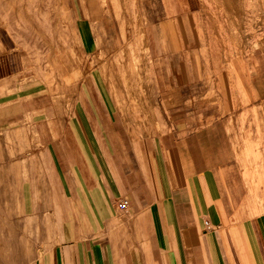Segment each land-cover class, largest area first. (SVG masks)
<instances>
[{
    "label": "crops",
    "instance_id": "obj_1",
    "mask_svg": "<svg viewBox=\"0 0 264 264\" xmlns=\"http://www.w3.org/2000/svg\"><path fill=\"white\" fill-rule=\"evenodd\" d=\"M0 135V264H264V0H0Z\"/></svg>",
    "mask_w": 264,
    "mask_h": 264
},
{
    "label": "rangeland",
    "instance_id": "obj_2",
    "mask_svg": "<svg viewBox=\"0 0 264 264\" xmlns=\"http://www.w3.org/2000/svg\"><path fill=\"white\" fill-rule=\"evenodd\" d=\"M216 21H215V17L211 19L210 22V26H215L216 25ZM248 25L245 24V28ZM260 25V22H259ZM218 41V40H217ZM198 41H195V52L197 49H199V46L196 45ZM215 48L217 49V45L215 46ZM243 48H245L243 46ZM210 61L212 62H218L216 55L213 56L212 54H210ZM199 73V76H197L199 80L201 79H205V90L210 89V93L212 92V80H210V78H207L204 74L206 73H210V72H194ZM203 73V74H202ZM165 72H160V77H161V81H162V86L164 87V89H167L166 84L164 83L165 80ZM208 76L210 74H207ZM166 83L168 84V81H166ZM216 89V88H215ZM214 89V90H215ZM171 105H173V103H171ZM12 155H11V151L9 150V140H5L3 137H1L0 135V185L2 186V195H1V201H0V222L3 224L9 223L10 219H11V213L14 217H18V222L19 223H23L24 220L21 219L20 215H21V205L19 202V199L16 198V194L14 192H10L8 187L12 185V188L16 185L17 181L20 180V169L19 168H15L12 165ZM9 207H12L11 209ZM7 236L9 235V233H6ZM12 237H15L19 240L21 239V233L20 230L14 231L13 233H11ZM23 247H21L20 245L17 247H7V246H2V255H3V259L7 258L4 256H8V254L12 255L13 258L15 256V258H19V256L21 255V253L23 252ZM3 264H7L4 263ZM9 264V263H8ZM17 264V263H15Z\"/></svg>",
    "mask_w": 264,
    "mask_h": 264
},
{
    "label": "built area",
    "instance_id": "obj_3",
    "mask_svg": "<svg viewBox=\"0 0 264 264\" xmlns=\"http://www.w3.org/2000/svg\"><path fill=\"white\" fill-rule=\"evenodd\" d=\"M128 207V201L127 200H121L117 203V208L119 210H126Z\"/></svg>",
    "mask_w": 264,
    "mask_h": 264
},
{
    "label": "bare ground",
    "instance_id": "obj_4",
    "mask_svg": "<svg viewBox=\"0 0 264 264\" xmlns=\"http://www.w3.org/2000/svg\"><path fill=\"white\" fill-rule=\"evenodd\" d=\"M115 1H113V3H114ZM122 4V3H121ZM115 7H117V6H115ZM116 10V9H115ZM118 14H119V12H118ZM118 14H115V15H118ZM119 16V15H118ZM138 29V28H137Z\"/></svg>",
    "mask_w": 264,
    "mask_h": 264
}]
</instances>
